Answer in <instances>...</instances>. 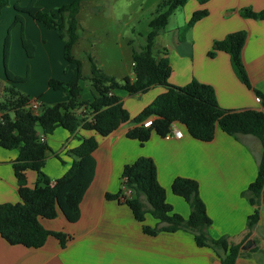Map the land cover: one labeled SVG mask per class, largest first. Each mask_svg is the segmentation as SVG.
I'll use <instances>...</instances> for the list:
<instances>
[{"label":"crops","instance_id":"1","mask_svg":"<svg viewBox=\"0 0 264 264\" xmlns=\"http://www.w3.org/2000/svg\"><path fill=\"white\" fill-rule=\"evenodd\" d=\"M9 1L25 4L29 0ZM71 1L36 0V3L47 10ZM186 6L189 9L185 11L182 23L159 32L154 42L156 51L166 49V53L160 56L169 59L171 70L168 82L183 86L195 79L211 85L218 104L225 109H261L260 103L255 101L254 91L264 92V18H245L240 15V9L251 7L254 11L264 10V0H208L204 4L188 0L183 9ZM201 8L207 9L208 14L184 30L183 25L192 12ZM6 11L3 8L4 27L12 14L9 8ZM28 16H23L24 32L36 46L31 56L34 59L29 60L34 85L27 89L26 94L31 97L40 95L42 104L64 101L65 94L51 89L47 79L51 76L66 81L76 68L64 59L60 31L47 28ZM238 30L246 31L241 56L251 87L238 79L226 52L218 51L213 57L207 55L215 40ZM2 33L3 28L0 39ZM16 46L19 48L18 42ZM37 53L40 59L36 62L37 66L48 69L42 74H37L32 67ZM66 65V75L61 76ZM117 67L113 60L106 75L116 80L126 75L132 77V70L116 77L114 74L119 72ZM4 77L0 74V80L5 81ZM80 85L82 98L91 100L90 91L84 90L82 81ZM165 89V86L157 85L137 95H129L123 89H116L114 93L133 117ZM133 126L126 121L107 136L83 129L76 136H70L66 129L58 126L52 134L44 135V141L62 159L55 154L46 158L43 171L52 180L69 168L72 158L68 150L77 146L82 136L94 135L98 141V147L93 152L96 160L94 177L82 198L80 217L76 222H68L61 212L53 219H40L46 229L63 231L71 236L64 247L53 236L47 237L39 248L12 245L0 237V264H221L210 248L197 247L189 232L177 230L160 232L155 236L144 234L141 222L134 219L126 204L105 198V193L118 191L123 166L139 156L152 158L158 182L165 188L166 200L183 217L188 216L189 206L171 192L170 185L177 176L195 179L212 220L207 234L212 238L224 236L228 243L239 244L240 247L251 239L253 245L247 250L240 248L247 254L237 257L235 264H264V190L259 205V220L249 231L246 218L256 206L251 205L242 194L256 176L261 157L260 141L250 134H227L219 127L215 129L211 141H200L191 137L184 125H179L182 137H160L152 133L141 145L137 140L126 137V132ZM17 155V149L0 147V203L19 200L11 164ZM25 175L27 185L32 187L36 172L28 169ZM148 217L151 216L146 214L144 222L155 225L156 220Z\"/></svg>","mask_w":264,"mask_h":264},{"label":"trees","instance_id":"2","mask_svg":"<svg viewBox=\"0 0 264 264\" xmlns=\"http://www.w3.org/2000/svg\"><path fill=\"white\" fill-rule=\"evenodd\" d=\"M82 1L72 0L57 7L55 11L44 10L36 5L35 0H30L25 5L18 2L13 4L16 11L13 23H22V15L27 14L47 28L60 30L64 59L74 64L76 70L66 81L53 77L48 79V86L53 90H61L66 99L42 104L38 115L32 114L27 107L31 98L16 90L13 85L7 88L6 96L0 100V111L3 112V121H0V147L18 150V155L11 164L19 195L16 202L0 203V237L12 245L39 248L47 237L53 236L64 247L71 236L63 231L46 229L40 219H53L59 212L68 222L73 223L79 219L80 203L94 177L96 160L93 152L98 147V141L94 135L82 136L79 144L68 150L72 158L69 168L60 177L52 180L43 171L46 158L49 154H55L62 159L47 142L40 140L39 135L52 134L60 126L70 136H76L80 129L107 136L126 121L134 124L126 132V137L137 140L141 145L152 133L160 137L170 134L173 123L184 125L189 135L200 141H211L217 127L230 135L255 136L261 144V157L254 180L242 192L248 202L256 206L246 218V227L248 231L251 230L259 220V205L264 190V92L254 91L260 98L261 109L229 110L218 104L214 89L209 84L195 79L183 86L168 82L171 70L169 59L167 56H160L166 53V49L155 51L154 42L157 34L168 24L170 15L188 0H163L157 5L148 22L149 31L144 35V43L140 50L132 49L133 77L126 75L121 80H116L102 73L91 56L90 74L85 75L81 71L80 60L73 55V46L78 40L76 15ZM196 1L204 4L208 0ZM8 4L9 0H0V15ZM207 14L205 8L193 11L183 29L191 27ZM240 15L263 19L264 10L254 11L251 7H243ZM245 39V30L230 32L222 39L215 40L207 55L213 57L218 51L226 52L238 79L251 87L241 56ZM21 45L26 55L31 57L34 46L24 33H21ZM8 54L9 34L3 46L5 78L11 83L26 80V77L17 76L7 68ZM82 80L89 82L91 100L81 97ZM157 85L165 86V91L156 95L133 117L123 106L121 98L114 93L116 89H123L129 95H137ZM83 105L92 109L91 119L78 114L77 109ZM148 118H152L151 125L143 126V121ZM28 169L36 172L32 187L26 182L25 172ZM123 179L125 182H122ZM120 180L118 191L105 193V198L126 204L134 219L141 222L144 234L155 236L160 232L177 230L189 232L195 245L210 248L221 264H235L237 257L247 254L240 249L239 244L228 243L224 236L212 238L207 234L212 220L199 195V185L195 179L177 176L170 185L171 192L188 204L187 217L175 212L166 200V191L158 182L156 165L152 158L139 156L125 164ZM122 184L131 189V195L124 200L121 199ZM146 214L156 220L155 225L150 226L144 222Z\"/></svg>","mask_w":264,"mask_h":264},{"label":"rangeland","instance_id":"3","mask_svg":"<svg viewBox=\"0 0 264 264\" xmlns=\"http://www.w3.org/2000/svg\"><path fill=\"white\" fill-rule=\"evenodd\" d=\"M161 1L163 0H83L76 15L78 40L73 46V55L80 60L82 73L85 75L90 74L91 63L89 56L92 57L97 68L104 74H108L107 71H110L113 60L118 66L117 70H119V72H116L118 74L112 73L116 77L131 72L133 67L131 59L132 49L140 50V46L144 43V35L149 31L148 22ZM66 3L68 2H64L61 5ZM13 4L14 2L9 1V4L4 7L5 12H7V8H9L10 12L12 11L10 20L7 22V25L5 24V27L3 23V14L0 15V30L2 31L3 28L2 37L0 39V74H2L3 77L5 75L3 46L6 36L9 34L7 68L17 76L26 77V80L17 81L15 83H11L5 79V81L0 80V100L6 96V90L11 85L23 94H26L27 89L30 88L31 85H34V75L33 71L30 73L31 64L29 63V60L34 59V56H27L21 45V33L25 35L23 26L24 21L22 23H13L14 14L16 13ZM36 5L40 6L37 3ZM56 9L57 7L48 8L46 11H55ZM188 9L189 6H186L185 9H183V6L176 8L168 18V24L164 30L175 27L177 23L180 25L183 21L184 13ZM5 12L4 16L6 14ZM23 16L28 15L23 14ZM30 19L32 20V18ZM180 35H182L181 29ZM25 37L27 38L28 36L25 35ZM59 38L63 42L62 38ZM27 39L30 40L29 38ZM16 42H18L19 48L16 46ZM31 43L35 49L36 44L34 42ZM154 50L156 51V49ZM38 54L39 53H37V57L32 63V67L37 74H42L48 71V69L42 65L40 67L37 66L36 62L40 61ZM68 64L75 68L74 65ZM67 66L68 65L62 70L63 75L61 76L66 75ZM71 70L70 68V71ZM82 82L84 90L87 89L91 93L89 82L87 80H82ZM35 85H37V83ZM29 97L31 99H40L41 96ZM120 182L121 180L119 179V185ZM146 207H149L147 203ZM148 219L151 220L153 218L148 217Z\"/></svg>","mask_w":264,"mask_h":264},{"label":"built area","instance_id":"4","mask_svg":"<svg viewBox=\"0 0 264 264\" xmlns=\"http://www.w3.org/2000/svg\"><path fill=\"white\" fill-rule=\"evenodd\" d=\"M255 101L257 103H260V98L258 96H255ZM27 107L32 112V114L38 115L40 113V111H41L42 102L40 101V99H37V98L30 99ZM91 110L92 109H90L89 107L83 105V106H80V108L77 109V112L81 116L86 115V116H88L89 119H91L92 118ZM2 115H3V112L0 111V121H3ZM151 121H152V118H148V119L144 120L143 121V126L151 125ZM178 126L179 125L173 123L171 125V132L168 135L173 136L174 138L182 137V131L179 129ZM39 138H40L41 141H44V135L43 134H40ZM122 182H125V179H123ZM121 187H122V190H123L122 191L123 196L121 197V199L124 200L125 197H129L131 195V189L126 187L124 184H122Z\"/></svg>","mask_w":264,"mask_h":264},{"label":"water","instance_id":"5","mask_svg":"<svg viewBox=\"0 0 264 264\" xmlns=\"http://www.w3.org/2000/svg\"><path fill=\"white\" fill-rule=\"evenodd\" d=\"M253 245V241L251 239H247L244 244L240 247L242 250H247Z\"/></svg>","mask_w":264,"mask_h":264}]
</instances>
